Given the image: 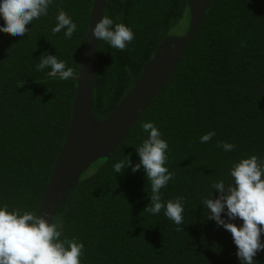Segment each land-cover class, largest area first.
<instances>
[{"label": "trees", "instance_id": "16d2710c", "mask_svg": "<svg viewBox=\"0 0 264 264\" xmlns=\"http://www.w3.org/2000/svg\"><path fill=\"white\" fill-rule=\"evenodd\" d=\"M93 2L53 0L24 36L0 32V203L10 210L37 213L69 130ZM59 10L78 25L71 39L51 31ZM104 15L129 26L134 39L123 51L99 41L93 97L99 121L128 94L162 42L187 31L191 13L187 0H108ZM44 55L66 61L75 76L61 81L48 75L50 68L37 71ZM145 121L168 142L173 178L161 192L164 201L185 198L180 226L163 209L145 211L151 199L143 166L135 174L131 166L113 171L119 160L139 163ZM208 132L215 136L200 143ZM218 142L235 148L225 152ZM253 154L264 157V0H212L154 102L117 149L84 173L54 220L63 223L64 236L84 243L81 264H240L231 233L208 218L202 200L218 198L211 184L230 182L233 162ZM254 259L264 264V251Z\"/></svg>", "mask_w": 264, "mask_h": 264}, {"label": "clouds", "instance_id": "9594fccd", "mask_svg": "<svg viewBox=\"0 0 264 264\" xmlns=\"http://www.w3.org/2000/svg\"><path fill=\"white\" fill-rule=\"evenodd\" d=\"M52 4L53 0H0V32L24 36L30 30L27 26L33 20L47 16ZM55 19L52 33L63 30L64 37L71 39L77 31V23L63 10L58 11ZM92 34L100 42L120 51L134 39L129 26L117 23L108 15H103L96 23ZM35 68L37 71L50 68L48 75L61 81L75 76L73 68L54 55L42 56ZM141 128L147 136L136 148L139 163L132 166L130 158L119 160L113 163V171L122 173L126 166H131L135 174L143 166L151 199L145 211L157 215L163 209L164 215L180 226L185 198L178 196L164 201L161 192L173 178V173L166 167L168 142L153 121L142 122ZM213 136L215 132H208L199 142L207 143ZM217 147L230 152L235 145L218 142ZM228 175L231 180L227 184L224 179L211 184V189L220 193L219 197H205L202 204L210 212L208 218L231 233L240 264H258L254 257L264 251V157L255 154L241 157L233 162ZM46 216L25 209L10 210L9 205L0 203V264H81L84 243L75 237L64 236L63 223L58 219L49 223Z\"/></svg>", "mask_w": 264, "mask_h": 264}, {"label": "water", "instance_id": "95a60500", "mask_svg": "<svg viewBox=\"0 0 264 264\" xmlns=\"http://www.w3.org/2000/svg\"><path fill=\"white\" fill-rule=\"evenodd\" d=\"M108 0H94L85 37L69 130L39 203L37 214L49 223L94 163L109 157L145 114L175 72L195 38L212 0H187L190 22L181 36L162 42L128 94L105 119L93 115L94 80L99 40L92 34Z\"/></svg>", "mask_w": 264, "mask_h": 264}]
</instances>
